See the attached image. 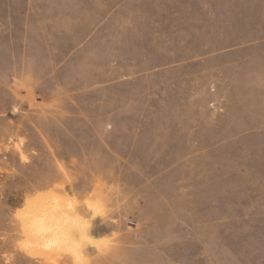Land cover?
Masks as SVG:
<instances>
[{"label":"rangeland","instance_id":"obj_1","mask_svg":"<svg viewBox=\"0 0 264 264\" xmlns=\"http://www.w3.org/2000/svg\"><path fill=\"white\" fill-rule=\"evenodd\" d=\"M0 264H264V0H0Z\"/></svg>","mask_w":264,"mask_h":264}]
</instances>
